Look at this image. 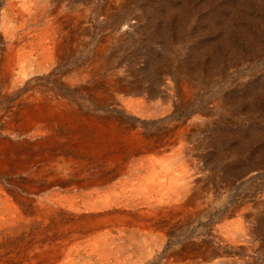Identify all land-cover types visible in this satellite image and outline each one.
Returning a JSON list of instances; mask_svg holds the SVG:
<instances>
[{"label": "rangeland", "instance_id": "rangeland-1", "mask_svg": "<svg viewBox=\"0 0 264 264\" xmlns=\"http://www.w3.org/2000/svg\"><path fill=\"white\" fill-rule=\"evenodd\" d=\"M5 1L0 0V160L11 151L20 161L32 152L38 160L40 150H51L50 144L33 145L28 134L34 130L23 128L24 117L32 103L48 110L59 101L65 120L56 116L49 124L55 130L43 137L72 142L81 133L78 138L86 140L83 133L99 124L141 130L151 140L149 149L120 160L126 176L119 175L112 190L126 200L180 208L142 233L102 235L105 228L67 244L58 243L59 226L38 218L41 227L29 225L35 236L41 233L33 246L61 247L55 264H106L95 251L104 242L110 264H264V0ZM44 33L57 41L44 45ZM71 148L66 157L87 166L94 161L89 144L73 142ZM37 162L33 172L40 176L43 162ZM18 168L0 164L1 172L10 171L0 173L4 185L25 175L16 174ZM55 168L50 163L42 173L51 175ZM181 196L183 201L173 202ZM5 238L10 243L0 247V264H36L28 256L37 252L32 247L15 257L21 234Z\"/></svg>", "mask_w": 264, "mask_h": 264}, {"label": "bare ground", "instance_id": "bare-ground-1", "mask_svg": "<svg viewBox=\"0 0 264 264\" xmlns=\"http://www.w3.org/2000/svg\"><path fill=\"white\" fill-rule=\"evenodd\" d=\"M1 2H3V1H1ZM3 11H4V9H3ZM28 29H30V28H28ZM6 30H8V29H6ZM6 35H8V34L6 33ZM16 36H17V34H16ZM39 36H41V35H38V37ZM49 40H50V42H54V41L56 42L57 41L56 39L51 37L50 33L49 34L44 33L41 41H43V43L45 45L47 42H49ZM30 41H32V40H30ZM6 43H7V41H6ZM10 49H9V51H10ZM46 50H47V48H46ZM47 54H49V53H47ZM1 60H2V58H1ZM7 60H10V59H7ZM95 69H96V67H95ZM24 70H26V69H24ZM28 70L29 69H27V71ZM10 72H11V70H10ZM91 75L92 74H90L89 77ZM89 77L87 76V78H89ZM21 78H22V82H23L24 79L26 78L25 72H23V76ZM26 97H27V95H26ZM28 99H27V101H28ZM129 99L130 98L128 97V100ZM61 100L62 99H60V101ZM119 100H120V98H119ZM19 101H20V99H19ZM23 102L27 103L25 99H23ZM24 105H26V104H24ZM37 105H39V103H36V102L32 103L31 112H28L26 117H24V118H26V123L23 124V128H24V125H26L25 128L27 129L28 132L30 129L34 130V131H32V134H28V135H30V139L31 138L34 139L32 142L34 146L38 144L40 146L43 145V146L47 147V145L50 144L52 146V148L50 151H48V150L47 151L46 150L41 151L40 150L39 154H38V158H39L38 160H36V158H35L36 154H34V152H32L29 157H26L24 159L22 158L23 159L22 161H20V159H19L20 157L15 156L16 154H14L12 151L6 152L7 154L5 153V157L2 156L3 158H1V160H0V164L2 167H8V166L11 168L14 166L19 167L18 170H16V174H18V175L25 174V175L24 176L21 175L17 179H15L11 182H7V183H9L8 186H6L7 184L4 185V183H2V180L0 179V247L3 244H7L9 246L10 240L6 239L5 236H13L15 233H18V235L19 234L22 235L23 239L18 241L15 248H14L15 251L21 252V254L19 253L20 255H15V257H24V254L26 253L25 251L28 252L27 249L32 247V249L36 250L37 252H36V254H34L35 252L33 254H29L28 256L30 258H33L34 262H36V264H55L60 257L59 252L61 251V247H56L54 245H50L49 243H47V244L45 243L44 245H39L38 247L33 246L34 242L39 241L38 237L41 236L40 235L41 233L38 232L37 236H35L36 235L35 229L29 228V225L41 227V223H40V220L38 218H43V220H45V223H47V224L51 223L50 224L51 226H54V225L59 226L61 228V230H60V234H58V236H61L63 238L58 243L67 244L71 240L72 237L76 238L77 236H81V235H88V234L90 235L93 233H99V232L103 231L105 228L107 230L104 231L102 233V235H110L111 233H114V231L120 232V230H123V233L125 231H127V233H129L130 235H134L136 233H142L145 229H150L152 227H155V225L159 224V222L162 221L164 216L175 214V213L177 214V212L180 208L177 210V207H170V208L165 207L164 203L161 201H158L156 203H151L152 202L151 200H147V199L138 200V199H136V197L135 198L130 197L132 199L126 200L125 199L126 197L124 195L121 196L122 195L121 194L120 195L121 197H117V196H115V194L113 192L115 190V187L117 186V183H116L117 177L119 175L121 176V174L125 175V173H126L127 166L123 165L122 164L123 162H121L120 160L129 159L131 154H132L131 151H134L133 153H135V152L140 153V152H147L149 149L148 144H150L151 140H149V138H147L143 134H141L140 133L141 130L138 131V130H135L134 128L130 127V126H126L123 124L121 125L119 123L99 124V125H92V127L89 129L88 132H85V133L82 132L84 134V137L86 136V140L82 139V138L81 139L78 138L79 136L82 135L81 133H80L81 135L79 134V136L76 135L78 137H76L72 142L70 141L71 139L70 140L68 138L63 139V137H61V136L58 138L55 136H53L51 138L50 137L45 138L42 135L47 130H53V131L55 130L54 128L49 126L50 121L51 120L53 121V119H55L56 116L64 119V117L62 115L63 112L60 110L61 109L60 107H62L61 106L62 103L59 101L51 103L49 106L53 105V106H57V107L54 109L51 108L48 110H46L48 108V106L44 107V110H42V109H40L41 107H39ZM66 108H67V110H66L67 113H69L68 114L69 116H67V118L68 117L71 118L72 115H70V114L71 113L73 114V112H74L72 110V106L70 104H68L66 106ZM67 118H66V120H67ZM110 118H112V117H109L108 120ZM82 119H83V117H82ZM88 119H89V117H88ZM84 120H87V119H84ZM61 122H63V121H61ZM16 123H18V122H16ZM53 123L54 122H52V125H53ZM109 123H110V121H109ZM10 124H12V122ZM17 125H19V124H17ZM71 126H72V124H71ZM20 128H21V125H20ZM84 128H85V126H84ZM61 131H63V130H61ZM28 132H25V133L27 134ZM75 133H77V131H75ZM40 136H42V137L40 138ZM73 142L82 143V144L85 142L86 144H89V146L91 148L90 152H93V154H95V157L93 156L94 161H91L90 166H87L88 161L84 162L83 160H79L76 157L74 158V156L73 157L72 156L66 157V154H68L70 152L72 153L73 149L71 147H72ZM26 143H30V141H27ZM123 144L125 146H129V148L131 150L122 149L123 147L121 145H123ZM22 151H24V150H22ZM15 152H18V151H15ZM35 152L38 153V151H35ZM87 154H89V153H87ZM21 155H23V154H21ZM68 155H70V154H68ZM179 155H181V154H179ZM39 161L43 162V164H42L43 166L42 167L39 166L41 168V170L37 169L38 171H41L40 176L36 175L33 172L34 165L36 164V162L39 163ZM181 161H183V160H181ZM50 163H52L54 167L55 166L57 167V168H55L57 171L55 170V172L52 173L51 175H49L50 173L44 175V173H42V172H44L45 170L46 171L48 170V164L50 165ZM116 163H120V166L116 165ZM172 166H174V165H170L167 168H171ZM1 170H4V169H1ZM0 173H2L1 176H3L5 174H9L10 171H6V173L4 171H2V172L0 171ZM127 176L129 178V180L131 181V178H130L131 176L130 175H127ZM124 179H127V178L124 177ZM183 179H184V177H183ZM117 181H119V179ZM127 182H129V181H127ZM185 184L188 186L189 183L186 182ZM16 185L23 187V190L20 191V188L19 189L15 188ZM52 185H54L53 186L54 190L51 189ZM128 185H130V184H128ZM124 186L125 185L123 184V187ZM112 189H114V190H112ZM186 189H187V191H189V188H186ZM48 190H50V191L47 192ZM110 190H112L111 194L110 193L106 194ZM183 193H184V191H183ZM176 195L178 196L179 194H176ZM189 196H190V194H189ZM173 200H174L173 202L183 201L182 196H181V198L178 197V198H174ZM34 214H36L35 217H34ZM168 217H170V216H168ZM14 222H18V226L16 228L13 227ZM74 227L76 228L75 230L73 229ZM71 229H72V231H71ZM33 230H34V232H33ZM57 233H59V232H57ZM30 234H32L34 237L32 236L33 237L32 238L30 236ZM45 234L47 236L50 235V239L55 238L54 234H52V233H48L46 231ZM35 238H37V239L35 240ZM116 238H117V236H116ZM101 240H103V239L101 238ZM61 244H59V245H61ZM103 244H104L103 249L100 250V248H99L95 251H96L97 256L99 257V259L101 261H105L106 264L107 263L110 264V261L108 258L109 256L106 255L107 252L106 253L104 252L106 249L109 248L108 243L104 242ZM51 248H52V250H54L53 253L50 252ZM15 253H17V252H15ZM6 260H3V262L1 264H10V263H7ZM16 262H17V260H16ZM111 264H112V261H111Z\"/></svg>", "mask_w": 264, "mask_h": 264}]
</instances>
